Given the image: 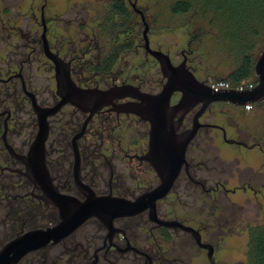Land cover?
I'll use <instances>...</instances> for the list:
<instances>
[{
	"label": "flooded vegetation",
	"instance_id": "af4514ba",
	"mask_svg": "<svg viewBox=\"0 0 264 264\" xmlns=\"http://www.w3.org/2000/svg\"><path fill=\"white\" fill-rule=\"evenodd\" d=\"M36 1L38 0H30L28 11H23L20 7H10L8 4L0 12V121L3 124L1 142L4 151L0 159V173H16L26 183L25 185L19 183L17 192L0 191V248L18 233L52 226L59 220L57 207L39 197L42 194L41 190L35 188L23 173L24 164L11 155L3 140L6 131L7 142L17 153L23 154L27 152L35 137L34 135L23 151L16 150L9 142L10 123L13 122L15 114L16 86H20L37 124V115L27 91L35 95L41 106L55 104L59 100L56 78L58 64L68 69L74 82L83 88L108 89L113 86L132 85L139 92L157 94L163 89L167 80L159 60L146 47L145 21L140 10L143 11L147 21L146 11L139 6V0H105L104 10L93 12L94 16L88 19L78 8L75 10V15L69 16L67 14L69 8L65 10L52 8L49 0H41L37 5ZM69 7L74 9L72 5ZM16 11L19 15H16ZM127 11L130 13L129 16ZM147 38L151 49L169 54L174 65L183 63L199 81L212 88L210 76L202 74L203 68L194 55L191 38L188 41V48L180 50L179 61H174L169 51L155 47L148 32ZM182 94V91H175L171 96L170 104L177 103ZM129 102H141V100L126 96L115 99L114 104L103 106L88 121L86 132L77 140V144L81 154L80 175L84 183L93 187L98 194L112 191L115 195L135 199L159 185L161 177L151 162L144 157L149 150L150 121L133 112L119 111L122 104ZM263 103L264 99L251 103L247 108L246 105L230 101H215L202 110L203 102H198L184 115L176 129L180 137L185 136L193 126L197 114L200 126L186 149V162L182 165L173 187L156 203L157 216L172 221L170 226L151 220L149 208L134 216L115 219L113 232L99 218L91 217L63 240L30 251L17 264H187L182 250L174 246V234L177 232L189 235L200 250L205 252L209 264H212L208 258V248L199 246L192 233L176 223L196 229L202 241L213 246L214 256L220 243L205 239V232L208 229L216 231L218 228L221 231L219 235L222 243L226 237L224 232L231 231L235 225L231 224L233 217L220 216L217 207L210 210L208 215L205 210L208 199L215 204L222 195L236 194L241 190L252 191L255 195L261 194L264 186V143L262 141L249 143L245 136L229 137L225 127L216 124L214 119L222 116L235 121L226 107L234 109L239 114H248L260 109ZM69 107L84 116L82 124L73 136L81 130L88 115L68 103L57 113L49 116L47 165L55 185L62 193L83 198L73 175L75 158L73 136L71 137L73 163L70 175L65 179L56 178L49 166L52 152L50 144L52 119L64 108ZM101 116L107 121L105 126L101 124ZM37 130L38 124L36 132ZM99 133L107 137L106 145L98 144L94 139L89 143L88 136L93 137ZM215 137L227 143L258 147L263 152L261 168L234 170L232 165L219 166L220 154L212 153L208 146V141L215 146ZM228 139L242 143L229 142ZM257 139L260 140L261 137L257 135ZM82 141L85 143L88 141L87 148L90 150L88 157L92 158L93 164H95V155L98 156L101 149L105 151L101 156L107 166L108 176L100 181L98 188L87 181L90 171L83 164L85 157L82 153ZM225 172H232L233 175L237 173L236 179L239 183L230 186L228 181L232 176H224ZM2 178L0 177V181ZM255 183H260V186L255 187ZM118 188L123 190L124 194L117 193ZM21 199L38 203L43 209L52 206L57 218L50 222L46 221L40 226L28 227L25 218L17 215L11 208ZM193 199H200L203 202L200 213L193 210L194 203L191 202ZM39 216L46 218L47 214L41 212ZM218 216L219 219L216 218ZM97 230H100L98 234ZM215 261L221 264L216 259Z\"/></svg>",
	"mask_w": 264,
	"mask_h": 264
},
{
	"label": "water",
	"instance_id": "95a60500",
	"mask_svg": "<svg viewBox=\"0 0 264 264\" xmlns=\"http://www.w3.org/2000/svg\"><path fill=\"white\" fill-rule=\"evenodd\" d=\"M144 17L146 47L161 64L165 77L163 89L157 94L139 92L132 85L113 86L108 89L83 88L71 78L70 71L64 66H56L57 93L59 100L51 106L38 104L32 92L30 96L33 109L37 115L38 130L26 153H17L6 140V148L25 166L23 173L30 179L34 187L40 189V198L53 204L58 209L59 220L52 226L36 228L18 233L0 248V264H17L19 260L32 250L43 248L49 244L63 240L91 217L99 218L111 232L115 230L114 221L119 217L134 216L149 208V218L159 224L170 226L172 221L160 219L156 212L157 200L163 198L173 187L182 165L186 162V149L192 142L200 126L198 114L194 117L193 126L185 136H179L176 129L184 115L192 106L203 102L202 110L215 101H230L239 105L259 102L264 99V48L257 58L254 68L257 83L252 89L211 88L199 81L194 73L183 63L174 65L169 54L161 50L151 49L147 38L148 24ZM58 62V61H57ZM224 90V91H218ZM175 91H182V97L175 104H170ZM131 96L141 102H129L121 105L119 111L133 112L141 115L151 123L149 132V150L144 157L151 162L161 177L159 185L147 190L135 199L115 195L112 191L98 194L93 187L82 181L81 154L77 140L84 135L88 121L103 106L114 104V100ZM72 104L82 112L88 113L81 130L72 137L74 149V179L83 198L62 193L54 183V178L47 165V140L50 133L49 116L57 113L65 104ZM175 117L177 119L175 120ZM235 142V139H228ZM242 143L241 141H236ZM192 233L196 242L208 248V258L217 264L213 256V246L203 242L200 233L191 226L176 223ZM149 264V263H147Z\"/></svg>",
	"mask_w": 264,
	"mask_h": 264
},
{
	"label": "rangeland",
	"instance_id": "374dc122",
	"mask_svg": "<svg viewBox=\"0 0 264 264\" xmlns=\"http://www.w3.org/2000/svg\"><path fill=\"white\" fill-rule=\"evenodd\" d=\"M177 1L139 0L138 2L146 11L151 42L155 47L169 51L174 61L180 60V50L188 48V41L191 38L194 55L203 68L202 74L210 76L211 82H214L220 79L219 77L228 76L240 65L239 55L242 52L250 49L254 57H259L264 48V35L255 37L253 31L259 29L264 32V1L257 8L254 6L255 2L249 0L235 2L234 0L232 2L231 0H192L195 5L202 7L200 15L195 7L186 12H175L173 7ZM29 2L30 0H0V12L8 4L10 7H20L23 11H28ZM104 2L105 0H49L52 8L58 7L64 10L69 8L67 13L69 16L75 15L76 8L82 10L81 14L86 19L93 17L96 11L104 10ZM36 3L39 5L41 0ZM70 5L74 9H71ZM16 15H19L18 11ZM255 78H257L256 73ZM226 110L235 121L218 116L214 122L222 124L229 137L245 136L249 143L255 141L264 143V103L260 109L248 114H239L230 107H226ZM214 133L215 131L212 134ZM257 135L261 137L260 140L257 139ZM214 143L216 147L212 146L210 141L208 146L212 153L220 154L219 166L232 165L234 170L261 168L263 152L258 147L227 143L219 137ZM231 173L225 172L224 176H232L228 183L233 186L239 183L236 179L238 174ZM259 186L260 183H255V187ZM191 202L194 203L193 210L200 213L203 202L200 199H193ZM216 207L220 216L233 217L231 224L233 223L235 227L231 231L224 232L226 237L222 243L219 235L221 231L218 228V231L208 229L205 232V239L220 243L214 254L215 259L221 264H248L250 229L264 224V186L259 195L249 190L247 192L241 190L236 194L222 195L215 204L208 199L206 213L209 215L210 210ZM216 218L219 219V216ZM174 235V246L182 250L187 264H209L205 252L200 250L189 235L183 232Z\"/></svg>",
	"mask_w": 264,
	"mask_h": 264
},
{
	"label": "trees",
	"instance_id": "16d2710c",
	"mask_svg": "<svg viewBox=\"0 0 264 264\" xmlns=\"http://www.w3.org/2000/svg\"><path fill=\"white\" fill-rule=\"evenodd\" d=\"M233 0H231L232 2ZM234 0L233 2H235ZM254 1V6L260 7V3L264 0H249ZM235 6V5H234ZM245 6V5H244ZM242 6V7H244ZM195 7L198 14L202 12V7L195 5L192 0H178L173 9L175 12H186L191 8ZM246 9V8H245ZM124 10V9H122ZM127 15L130 13L127 11ZM255 37L264 35L259 29L253 31ZM240 65L233 70L226 77H219L220 79L230 80L232 83H240L242 81L252 80L257 83V78H255V62L257 60L251 53V50L244 51L239 55ZM14 120L10 123V131L8 133L9 142L18 151H23L27 144L33 139L37 124L35 115L27 101L19 85L16 86L15 90V101H14ZM83 114L76 111L74 108H64L60 114L52 119V130H51V155L49 158V166L53 175L57 177H62V179L67 178L72 170L73 154L71 148V137L78 130L83 121ZM101 124L105 126L107 121H105L104 116L100 117ZM3 132V124L0 121V159L3 157V144L1 142V134ZM89 143L92 139L96 140L98 144L106 145V136L99 133L96 136H88ZM87 142L82 141V153L85 157L83 164L89 169L90 177L87 179L95 188H98L100 181L106 176L107 166L104 163L102 154L105 152L101 149V153L94 158L95 164L91 157H88L90 150L87 148ZM2 180L0 181V191L17 192L19 189V183L25 185V180L19 178L16 173H0ZM117 193L124 194V191L119 189ZM17 215H21L23 219L25 218L26 225L28 227L40 226L44 222H50L57 218V213L52 206L43 209L40 204L25 201L23 199L20 202L14 203L11 206ZM41 212H46L47 217L40 218ZM100 230L96 231L98 234ZM248 264H264V224L256 225L250 229L249 236V249H248Z\"/></svg>",
	"mask_w": 264,
	"mask_h": 264
},
{
	"label": "built area",
	"instance_id": "2783aa9c",
	"mask_svg": "<svg viewBox=\"0 0 264 264\" xmlns=\"http://www.w3.org/2000/svg\"><path fill=\"white\" fill-rule=\"evenodd\" d=\"M256 83L252 80L242 81L240 83H232L227 79H217L211 83L212 88H235V89H252ZM251 103L246 104V107L249 108Z\"/></svg>",
	"mask_w": 264,
	"mask_h": 264
}]
</instances>
